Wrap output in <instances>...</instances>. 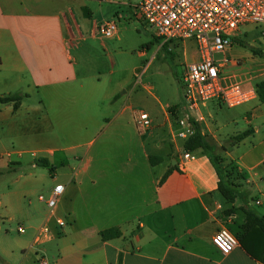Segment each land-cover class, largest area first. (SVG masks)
Segmentation results:
<instances>
[{"label": "crops", "instance_id": "0c3cea01", "mask_svg": "<svg viewBox=\"0 0 264 264\" xmlns=\"http://www.w3.org/2000/svg\"><path fill=\"white\" fill-rule=\"evenodd\" d=\"M139 1L0 0V99H19L18 106L0 101V264L42 257L48 264H264L241 244L224 255L212 240L222 227L239 239L244 209L264 215V101L231 108L210 101L193 113L183 103L166 112L167 103L162 117L147 112L152 128H140L131 100L139 85L118 94L125 84L112 87L95 71L104 56L113 75L111 42L122 41ZM115 17L117 35H100L98 27ZM255 27L236 39L261 51L264 30L256 36ZM221 55L228 83L257 89L264 81V55ZM187 114L214 153L183 159L178 120ZM219 168L239 183L234 203L218 189ZM57 184L65 191L50 215ZM44 224L50 235L38 238ZM111 228L121 235L104 240Z\"/></svg>", "mask_w": 264, "mask_h": 264}, {"label": "built area", "instance_id": "2783aa9c", "mask_svg": "<svg viewBox=\"0 0 264 264\" xmlns=\"http://www.w3.org/2000/svg\"><path fill=\"white\" fill-rule=\"evenodd\" d=\"M135 16L137 21L147 24L163 43L191 41L196 44L201 59L185 64L180 79L183 104L190 113L210 101L231 108L259 97L256 88L227 82L225 60L219 56L232 47L242 28L264 25V0H140L135 6ZM118 30V17L98 27L99 34L105 38H114ZM141 75H137V84H140ZM137 125L148 130L153 127V120L147 112L139 111ZM178 125L179 139L187 140L195 133L191 114L179 119ZM182 156L189 160L194 155L183 151ZM64 191L63 184L54 186L47 199L50 215L55 214ZM57 224L64 227L66 221L58 218ZM19 232H25V229L19 227ZM49 235L50 228L44 224L37 237ZM212 240L224 255L230 254L240 244L238 237L227 227L220 228ZM38 264H48V261L42 257Z\"/></svg>", "mask_w": 264, "mask_h": 264}, {"label": "rangeland", "instance_id": "374dc122", "mask_svg": "<svg viewBox=\"0 0 264 264\" xmlns=\"http://www.w3.org/2000/svg\"><path fill=\"white\" fill-rule=\"evenodd\" d=\"M263 30L264 25L255 27L256 36ZM155 37L154 31L147 24L133 20L127 24L126 30L122 33V41L115 39L111 42V45L116 47L113 75L108 74L112 63L108 62L104 56L95 71L103 80L112 84V87H116L117 83L125 84L118 94L123 93L124 90L131 91L135 83L139 85L131 96L134 110L137 112L143 110L153 116L162 117V105L171 103L165 111L175 112L183 103L180 79L183 76L185 64L191 62L194 56L195 58L199 56V51L196 44L191 41L163 43ZM235 41L230 48L233 54L252 50L249 45L242 46ZM184 44H186L185 49L182 46ZM261 51L264 53V49ZM145 66L147 68L142 73ZM137 75H141L140 84H137ZM147 85L151 87V90L143 89L142 86L147 87ZM112 103L105 104V109L113 107ZM127 122L129 123V120L125 119V124L129 125ZM109 149H111V143ZM235 183L239 184L236 180ZM233 233L238 237L236 232Z\"/></svg>", "mask_w": 264, "mask_h": 264}, {"label": "trees", "instance_id": "16d2710c", "mask_svg": "<svg viewBox=\"0 0 264 264\" xmlns=\"http://www.w3.org/2000/svg\"><path fill=\"white\" fill-rule=\"evenodd\" d=\"M158 40H160L158 37H155ZM161 41V40H160ZM236 43L242 45V46H248L245 42L236 40ZM252 50L256 54L264 55L262 51L256 50L252 48ZM258 96L261 98V100L264 101V81L258 84ZM11 100H16V106H18L19 99H13V98H1V102H8ZM195 133L185 141L184 143V151L185 152H191L195 153L198 150L202 149L203 152L208 153H214L213 150L210 149L209 142L207 141L206 137L202 135L194 123ZM253 131L251 129L237 135L234 137L235 141H241L244 138L251 135ZM217 165L219 164V161L221 160L220 157L214 156L211 157ZM150 161L152 164H157L161 161V157L157 156H150ZM38 164L41 166L49 167V163L46 161V159H39ZM54 170L53 167H50V171L52 172ZM172 169H169L167 173L165 174L164 178L168 176V174L171 172ZM219 191L223 195V197L226 199L228 203H234L237 196H238V185L235 183L234 179L232 178V175L229 170H223L219 168ZM235 211V207L230 208L227 212L224 214L230 215ZM245 212V221L242 225V234L239 237V242L242 246V248L247 252L251 258L264 263V215H258L254 211L250 209H244ZM121 235V232L118 229L111 228L107 229L101 232V236L104 240L112 239L115 237H119ZM122 261L120 259L119 264H121Z\"/></svg>", "mask_w": 264, "mask_h": 264}]
</instances>
